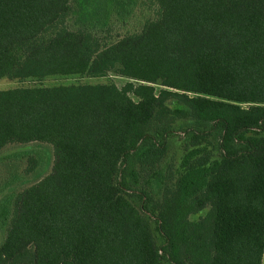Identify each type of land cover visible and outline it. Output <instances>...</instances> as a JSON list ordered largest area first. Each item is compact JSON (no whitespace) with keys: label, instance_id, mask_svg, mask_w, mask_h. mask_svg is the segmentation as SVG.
<instances>
[{"label":"trees","instance_id":"1","mask_svg":"<svg viewBox=\"0 0 264 264\" xmlns=\"http://www.w3.org/2000/svg\"><path fill=\"white\" fill-rule=\"evenodd\" d=\"M78 2L0 0V80L129 79L0 90V151L54 154L0 198V264H262L264 0H152L115 41Z\"/></svg>","mask_w":264,"mask_h":264},{"label":"rangeland","instance_id":"2","mask_svg":"<svg viewBox=\"0 0 264 264\" xmlns=\"http://www.w3.org/2000/svg\"><path fill=\"white\" fill-rule=\"evenodd\" d=\"M77 11L71 20L74 24L88 22L97 26L107 23L109 36L115 41L122 36L139 30L145 19L154 15L152 0H78ZM129 79L112 73L105 77H86L80 75H53L45 78L25 79H1L0 90L13 88L54 87L61 85H99L114 84L122 87ZM21 152L39 153L43 156L44 166L36 168L29 175H24L28 167L26 157L15 159L13 154ZM179 157L181 149L179 144L171 147L169 155ZM53 147L48 143L31 142L25 145L11 144L0 151V198L10 192H20L23 189L36 184L49 174L53 164ZM18 175L20 180L10 183L11 179ZM204 212L190 216L191 220H197ZM4 234L0 231V243ZM262 264H264V257Z\"/></svg>","mask_w":264,"mask_h":264}]
</instances>
